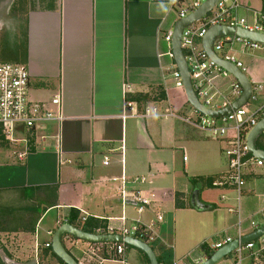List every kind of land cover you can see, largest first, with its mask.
Segmentation results:
<instances>
[{
	"label": "crops",
	"instance_id": "obj_1",
	"mask_svg": "<svg viewBox=\"0 0 264 264\" xmlns=\"http://www.w3.org/2000/svg\"><path fill=\"white\" fill-rule=\"evenodd\" d=\"M174 1L0 0V64L24 66L30 100L50 103L60 96L64 115L30 134L20 130L17 138L26 143L0 139V264H62L52 249L56 231L72 225L94 234L84 227L90 219L104 225L122 217L128 225L155 223L158 243L150 246L159 264H192L191 258L203 256L205 241L238 240L239 216L229 212L237 206V194L213 186L227 171L226 144L178 119L143 115L145 108L170 106L187 114L186 102L170 99L166 67L171 59L161 57L160 50L163 30L175 23ZM240 2L237 14L250 24L264 17V0ZM241 59L249 80L264 86V47ZM127 102L136 104L134 111ZM256 145L264 151V133ZM181 151L188 155L183 169ZM19 153L26 154L22 160ZM123 175L151 182L127 186L155 195L156 202L142 214L132 200L123 202L120 183L109 184ZM244 176L240 209L246 237L258 230L250 227L251 220L259 229L264 226V166L249 163ZM195 191L202 208L192 205ZM54 210L61 213L44 224ZM159 212L164 220L157 223ZM72 237L64 235L63 245L80 260L89 243ZM261 247L257 240L241 258L234 252L217 264H264ZM125 264L151 261L127 247Z\"/></svg>",
	"mask_w": 264,
	"mask_h": 264
},
{
	"label": "built area",
	"instance_id": "obj_2",
	"mask_svg": "<svg viewBox=\"0 0 264 264\" xmlns=\"http://www.w3.org/2000/svg\"><path fill=\"white\" fill-rule=\"evenodd\" d=\"M206 1L195 0L189 5L181 6V1L177 0L172 2L170 6V11L176 16V20L170 28L163 30L162 40L169 46V50L162 54L161 57L171 59V63L166 69L173 76L177 89L185 90V86L174 61L172 51L174 26L177 22L185 19L200 8ZM241 7L240 0H220L211 12L186 27L182 32L181 48L190 72L194 92L200 104L213 112L232 108L233 104L241 98L243 88L232 73L212 59L205 51L203 39L206 34L213 27L227 26L264 35V17L260 21L250 24L246 18L237 14ZM165 22L166 19H164L163 24ZM235 45L240 46L239 51L235 49ZM263 47L264 45L262 44L234 35L217 39L213 49L219 59L233 64L247 75L249 69L242 61L241 56L260 50ZM29 85L30 73L24 66L0 64V139L13 144L26 143V138L23 140L17 138L20 130H25L30 134L37 128L42 127L43 124L53 121L61 122L63 120L61 97H53L50 103L33 102L30 100ZM251 85L252 95L246 105L239 109H232L231 113L224 117H209L193 107L190 117L188 115L182 116L170 108L171 106L166 110H161L159 107L145 108L143 114L144 117L166 120L178 119L184 124L197 129L206 138L222 141L226 144L224 155L227 160V171L213 182V186L221 189L230 188L237 194L235 199L237 206L229 209V212L239 216L236 228L238 240L242 239L244 233L240 203L243 189L246 186L245 168L249 163L259 167L264 166V160L254 157L248 146L250 132L264 118V86L256 82H251ZM252 105L255 106V110H250ZM126 107L134 111L136 104L127 102ZM25 155V153H19L18 158L22 160ZM187 160L185 154L184 161ZM104 164L108 165L109 160H106ZM112 181L121 184L118 188L121 199L124 203L132 200L139 214L145 212L156 202L155 195L147 191L128 190L127 188L129 184H151L146 176L130 180L126 175H123L120 178H114ZM225 199V197L222 198V200ZM163 219V214L159 212L156 216V222H162ZM86 220V218H83V221ZM110 221L105 228L98 229L94 234L118 235L123 239L134 238L148 245L153 244L156 240L153 234L155 223L144 225L138 221L133 225H128L126 217L113 220V222ZM250 227L259 229L258 223L252 220L250 221ZM233 241L234 238L230 236L220 242L205 241L200 246L203 256L191 258L190 260L193 259L192 264H204L215 252ZM259 241L262 244L261 249L264 250V235ZM50 246V244L46 245L47 248ZM255 246L256 242L248 243L246 246L240 245L235 252L241 258L245 250L254 249ZM126 249L127 245L125 243L88 244L87 249L81 250L82 258L78 260V263L104 264L109 261H118L125 264ZM190 257L189 255L186 259ZM187 262L188 260H186V264ZM176 264H185V262Z\"/></svg>",
	"mask_w": 264,
	"mask_h": 264
},
{
	"label": "water",
	"instance_id": "obj_3",
	"mask_svg": "<svg viewBox=\"0 0 264 264\" xmlns=\"http://www.w3.org/2000/svg\"><path fill=\"white\" fill-rule=\"evenodd\" d=\"M219 1L220 0H207L201 5L200 8H198L196 11L191 13L188 17L177 22L174 28V38L172 43L174 61L177 65L178 71L181 74L185 86V92L188 103L190 104V106H192L202 114L207 115L209 117H224L230 114L232 109L234 110L239 109L244 105H246V103L248 102V100L252 95V85L249 78L233 64L222 61L217 57L213 49L215 41L221 37L236 35L238 37L249 39L251 41L264 45V35L255 32H250L248 30H244L241 28L235 29L227 26H218V27H213L208 31L205 38L203 39V46L205 51L212 59H214L221 66H223L226 70H228L230 73L234 75V77L240 82L243 88V94L241 98L233 104L232 108H227L226 110L220 112H213L204 108L200 104L192 86L190 72L181 48V36L183 30L186 27H189L193 23L202 19L209 12H211ZM263 133H264V118L259 121V123L255 126V128L250 132L248 136V146L251 153L253 154L254 157L262 160H264V151L257 148L256 142ZM192 205L199 208L204 207L202 206V203L200 202L199 199V191H195L194 194L192 195ZM64 235H71L80 241L92 243V244L124 242L127 246L137 248L142 252L146 253L151 261V264H159L151 246L142 241L136 240L134 238L123 239L121 236L118 235L90 234L72 225H63L56 231L53 237L52 249L54 254L64 264H79L77 260L65 249L62 242V237ZM263 235H264V226H262V228H260L258 231L254 232L253 234L243 237L241 240H235L232 243L219 249L204 264H217L221 260L225 259L226 257L230 256L232 253H234L239 248L240 244L245 245L247 243L259 239Z\"/></svg>",
	"mask_w": 264,
	"mask_h": 264
},
{
	"label": "rangeland",
	"instance_id": "obj_4",
	"mask_svg": "<svg viewBox=\"0 0 264 264\" xmlns=\"http://www.w3.org/2000/svg\"><path fill=\"white\" fill-rule=\"evenodd\" d=\"M194 1L195 0H188V5H189V3L191 4ZM173 18H174V20H176L175 16ZM167 27H169V25ZM235 49L239 51L240 50V46L239 45H235ZM160 50L162 51V53H166L169 50V46L165 42H161ZM165 62L166 63L169 62V59L165 58ZM169 74L171 75V73H167L166 86H167V89L169 90V93H170V99L172 101H174V102H177L178 104L181 103V101L186 102L187 103V107H188L186 115H188V117H190V113L189 112L191 111V106L187 102L188 100H187V97H186V92H185V90L175 88L174 78H173L172 75H171L172 77L169 76ZM250 110H255V106L254 105L250 106ZM182 115H185V114H182ZM47 125H48V123L43 124V126H45V127H47ZM187 147H188V145H187ZM12 149H14V150L16 149L17 150L18 148L13 147ZM186 156H187V159H188L187 152H186ZM184 157H185V154H183L182 151H181V153L178 156V165L182 169H183V166H184L183 165ZM0 161H1V159H0ZM190 164H192V161H191ZM100 182H101V180H100ZM109 184H112L113 186L114 185L117 186V184L113 183V182H111ZM58 213H61V211L60 210L59 211L58 210L50 211L48 213V215L46 216V218H45L44 224H48V223L53 222L54 220H56Z\"/></svg>",
	"mask_w": 264,
	"mask_h": 264
},
{
	"label": "trees",
	"instance_id": "obj_5",
	"mask_svg": "<svg viewBox=\"0 0 264 264\" xmlns=\"http://www.w3.org/2000/svg\"><path fill=\"white\" fill-rule=\"evenodd\" d=\"M77 215H74V218H76V219H78L79 218V212L78 213H76ZM105 226L106 225H104L103 223H99V222H97V221H95V220H93V219H90V220H88L87 221V223L85 224V226L84 227H86L85 229L87 230V229H89V230H87V231H89V232H94V231H97L98 229H100V228H105ZM94 229V230H93ZM72 238H74V237H72ZM158 243V240L156 239L154 242H153V244H151L152 246H154V245H156ZM127 247H129V248H131L130 246H127ZM106 257H108V256H106ZM62 264H64L63 262H62ZM165 264H171V263H165Z\"/></svg>",
	"mask_w": 264,
	"mask_h": 264
},
{
	"label": "bare ground",
	"instance_id": "obj_6",
	"mask_svg": "<svg viewBox=\"0 0 264 264\" xmlns=\"http://www.w3.org/2000/svg\"><path fill=\"white\" fill-rule=\"evenodd\" d=\"M243 74H244V73H243ZM246 76H247V75H246ZM250 82H251V81H250ZM261 120H262V119H261ZM258 123H259V122H258ZM258 230H259V229H258ZM258 230H257V231H258ZM260 238H261V237H260ZM260 238H259V239H260ZM259 239H257V240H259ZM257 240H255V241H252V242H256ZM234 241H235V240H234ZM123 243H124V242H123ZM250 243H251V242H250ZM89 244H92V243H89ZM247 244H248V243H247ZM247 244H245V245H242V246H246ZM240 245H241V244H240ZM77 262H78V260H77Z\"/></svg>",
	"mask_w": 264,
	"mask_h": 264
}]
</instances>
